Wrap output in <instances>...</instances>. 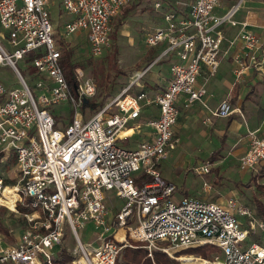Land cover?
I'll return each mask as SVG.
<instances>
[{
  "label": "built area",
  "instance_id": "2783aa9c",
  "mask_svg": "<svg viewBox=\"0 0 264 264\" xmlns=\"http://www.w3.org/2000/svg\"><path fill=\"white\" fill-rule=\"evenodd\" d=\"M53 1L0 0L2 35L14 47L10 51L0 42V65L9 67L20 84L7 85L0 80V160L7 154L15 156L17 172L12 185L0 175V199L6 187H12L17 198L10 209L23 219L14 244L7 243L0 233V264H116L124 247H136L129 240L139 242L151 258L159 248L173 256L171 249L212 244L218 252L209 257L189 256L187 264H264V241H248L264 233V222L258 221L249 207L234 197L225 203L193 196L176 200V185L165 180L158 168L179 143L174 132L179 97L186 95L188 102L207 106V88L197 82L203 66L213 76L223 57L240 46L233 52L237 82L249 69L263 68L264 34L252 30L248 20L236 17L244 0L222 14L217 11L222 0L179 3L163 12L166 26L149 34L147 44H166L155 62L169 54L176 60L171 64L167 85L153 99L160 108V116L150 121L155 135L134 149L121 146L118 140L130 121L140 116L146 92L131 94V83L85 119L79 108L96 95L97 87L78 68V82L72 91L55 38L50 11ZM60 1L72 15L65 24V34L86 32L91 56L99 57L111 47L114 18L132 0ZM156 7L162 8V4L157 2ZM227 25L239 26V31L223 49ZM42 48L44 53L33 63L38 72L47 73L48 80L39 78L36 86L41 93L36 97L18 61ZM61 101H69L73 110L71 121L64 126L58 125L48 108ZM236 112L243 116L240 108L225 99L204 122L212 117L228 118ZM248 139L249 147L240 160L242 170H254L264 161V137L250 130ZM194 170L206 175L211 167L206 163ZM139 171L145 177L141 184L135 177ZM204 186H209L207 181ZM111 190L123 205L109 219L105 191ZM244 216L248 227L240 219ZM87 223L100 230L98 247L85 243L79 234ZM110 223L115 226L114 233L105 237L111 230ZM68 229L73 232L76 249L64 260L61 252ZM117 230H123L124 236L119 238ZM160 242L167 246L160 247Z\"/></svg>",
  "mask_w": 264,
  "mask_h": 264
},
{
  "label": "crops",
  "instance_id": "0c3cea01",
  "mask_svg": "<svg viewBox=\"0 0 264 264\" xmlns=\"http://www.w3.org/2000/svg\"><path fill=\"white\" fill-rule=\"evenodd\" d=\"M158 1L159 0H132L122 11L118 23H121V27H125L129 17L139 18L142 21L140 23L143 24V26L147 25L149 27V33H152L158 28L160 22H162L164 17L163 12L166 10V7L157 9L156 3ZM190 1L191 2L188 4L195 0ZM58 2L60 1L54 0L51 7L53 5H58ZM262 2L263 3H261L260 7L257 9L242 8L243 2L236 17L239 20H248L252 24L250 27L252 30L264 34V1ZM231 6L232 5L227 1L222 0L221 6L217 11L219 14H222ZM187 10L188 7L185 8V11ZM71 18L72 16L69 17L67 21ZM238 31L239 26H225L226 39L223 43V49L228 48L229 39H231ZM83 34L88 38L86 32H83ZM162 47L164 48L161 53H159L154 60H151L153 59L156 50H159L160 48L162 49ZM165 47L166 44L162 43L149 48L151 53L149 59L151 62L144 67V70H148L143 76H145L157 64L169 61L170 67L166 69L164 66H161L158 70L151 73L148 79L144 81L142 79L143 76L131 81L133 84L130 93L136 94L140 91H144L147 94V98L141 102L142 108L140 116L131 120L128 127L120 135L118 143L121 146L134 149L137 148L141 142L151 140L155 135V129L150 124V121L157 119L160 116V108L153 102V99L167 85L171 77V64L176 60L174 54H169L158 62H155L162 54ZM240 49V46H236L227 56L223 57L217 72L213 76L209 74V70L206 66L202 67L197 82L198 85L204 84L207 88V95L205 96L207 106H204L198 101L192 103L188 102L186 95L180 96L177 101L180 112L178 121L174 127V132L175 137L179 139L178 145L182 144V150L178 155L179 160L186 159V153H190L191 156L196 157L197 164L200 162L199 166L209 163L211 167L210 173L202 176L214 175L215 183L220 186L218 185V188L214 190L207 182L209 186L205 187L204 183L207 180H204L202 189L198 193L192 194L191 190L186 187L185 181L184 188L179 192L180 195L176 197V193H174V198L176 200H181L187 196H193L225 203L227 199L232 198V194L223 195L222 193L224 188L220 183L221 165L229 159H234L240 162L242 156L249 147L248 131L257 130L259 135L264 137V66L262 69H249L245 74L244 79L241 82H237L234 74L233 52ZM130 84L127 83L123 88ZM119 92L110 98H113ZM225 99H230L234 107L240 108L243 116L236 112L228 118L212 117L210 122L205 123V118L211 113V111H215ZM105 103H107V101ZM162 161L163 159L160 161L158 168L163 176L161 170ZM211 162H213V164H211ZM186 164L187 162L184 166L189 168V165ZM213 165L216 166L217 169H214L212 172ZM219 166L220 168H218ZM251 172L252 176H254V179L257 181V185H260V188L264 190V161L256 169L251 170ZM259 176L262 177L259 179ZM135 177L138 184H141L145 180L142 171L136 172ZM163 178L168 182L175 184L170 179L164 176ZM177 190L178 187L176 186V191ZM263 198L264 197H262V199ZM262 199H260L261 208L264 207ZM239 201L250 209L255 208V206L245 204L246 202L242 199H239ZM118 211L116 210L114 213ZM253 214L258 221L264 222V219H258L254 212ZM244 218H246V224H244V226L248 227V218L245 216ZM262 233L263 232H260L255 236L261 235ZM120 234L121 233L119 232L118 235ZM4 235L6 237L9 236L6 233H4ZM12 237L15 241L13 243L7 241V243L14 244L18 235L13 234Z\"/></svg>",
  "mask_w": 264,
  "mask_h": 264
},
{
  "label": "rangeland",
  "instance_id": "374dc122",
  "mask_svg": "<svg viewBox=\"0 0 264 264\" xmlns=\"http://www.w3.org/2000/svg\"><path fill=\"white\" fill-rule=\"evenodd\" d=\"M60 1V0H59ZM230 5L237 4L240 0H224ZM262 1L264 0H244L242 8L245 9H257L260 7ZM162 7H178L179 3L188 4L190 0H159ZM159 9V8H157ZM52 12V21L55 28V38L58 44L63 45L68 49H71L73 64H77L78 68L83 70L89 77H91L97 87V93L94 96V101L99 103L101 101H109L111 96L119 92L123 87L131 81L138 78L141 73H143L144 67L154 60L159 53L163 50L160 48L156 50L153 59H149L150 46L147 44V37L149 34V27L147 25L141 24L142 22L139 18L129 17L127 25L125 27H117V23L120 20V15H117L112 22V34H111V47L107 49L103 55L99 57H92L90 53V46L88 44V38L83 34V32H77L71 35L65 34V24L67 19L72 15L65 10L63 4L58 2V5H53L50 7ZM166 21L163 17L162 22H160L158 28L165 27ZM5 32L0 23V42L1 44L12 51L14 47L10 44L9 39L5 38L2 34ZM236 34V33H235ZM234 34V35H235ZM63 41V44H62ZM45 50L31 52L27 54L24 59L18 61V67L25 76L27 82L33 90H35V96L38 97L41 91L37 89L36 83L40 77L47 78L46 72H38L37 68L34 66V59L38 55L44 53ZM64 51V48H62ZM161 66L168 69L170 67V62H164L162 64L155 65L145 76H143V81L148 79L151 73L158 70ZM0 80L7 85L19 86L17 76L15 73L7 66L0 65ZM121 90V91H122ZM120 91V92H121ZM110 98V99H109ZM48 108L52 111L53 115L56 117L58 125L64 126L69 123L73 116L72 106L69 101H61L57 104L49 105ZM79 111L85 116V119L90 118L94 115L98 109H91L87 106H82ZM182 150V144L168 154V156L163 159L161 170L163 176L170 179L176 184L178 190L175 192L176 197L180 195V190L184 188V182L186 181V187L191 190V193H198L202 187L204 180L210 184L211 188L216 190L219 184L215 183L214 175L202 176L195 172V168L200 165V162H196V157L191 156L190 153H186V159L179 160V152ZM187 160V161H186ZM189 165V168L187 166ZM4 164L7 166L4 167ZM213 164V162H211ZM220 168V166L218 167ZM5 169V170H4ZM217 169L213 165V169ZM263 170V169H262ZM0 173H3L4 177H8L9 180L14 182L17 181L16 172V159L11 154H7V157L0 160ZM221 174V186H223V195L232 194L236 199H242L247 205L255 206L251 208L252 212L256 214L258 219H264L263 211L260 206V199L264 197V190H262L258 185L257 181L252 176L251 170H242L240 162L229 159L220 169ZM262 176H259L260 179ZM264 177V176H263ZM257 178V177H256ZM220 186V185H219ZM215 192V191H214ZM106 195V205L110 210V219L115 215V211L120 210L122 207V200L116 195L115 190L105 191ZM264 203V198L262 199ZM25 211V210H23ZM241 221L246 224V218L241 217ZM23 226V219L20 214L12 211L6 205H0V233L4 234L5 230L9 231L11 236H7L6 239L9 243H13L12 235H18ZM115 226L110 223V231L105 234V237L114 233ZM121 234L118 235L119 238L124 236L123 230H117ZM100 232L99 229L95 227L93 223H87L85 228L79 231L82 240L85 243L92 242L94 247L99 246V242L96 241L97 233ZM8 234V235H9ZM132 242L136 247L141 244L139 242ZM249 242L264 241V233L258 236H252L248 239ZM160 247H166L165 242L159 243ZM244 245V244H243ZM64 247L73 254L76 249V241L73 236V232L68 229L66 234V239L64 241ZM130 247V246H128ZM133 248V247H130ZM135 248V247H134ZM156 251H163L161 248ZM170 253L175 256H171L178 261L176 264H187L186 258L192 255H201L199 253L193 252H182V250L171 249ZM168 254V253H167ZM179 259H178V258ZM156 264V263H155Z\"/></svg>",
  "mask_w": 264,
  "mask_h": 264
},
{
  "label": "trees",
  "instance_id": "16d2710c",
  "mask_svg": "<svg viewBox=\"0 0 264 264\" xmlns=\"http://www.w3.org/2000/svg\"><path fill=\"white\" fill-rule=\"evenodd\" d=\"M120 25H121V23H117V27H119ZM62 44H63V41H62ZM62 48H64V51L62 50ZM59 49L62 51V54H63L62 60H61L62 66L65 70V74H66L67 80L69 82V85H70L72 91H74V89L77 85V82H78L77 77H76V70L78 69V65L73 64L71 62L72 54H73L71 49H69V48L67 49L64 46V44L61 46L59 44ZM105 104H106L105 101H101L99 103L95 102L94 97H93V98L87 100L86 103L84 104V106H87L91 109L100 110L101 108L104 107ZM13 157L15 159V156H13ZM6 166H7V164L6 165L4 164V167H6ZM0 175L3 176V173H0ZM4 178H5L6 184L12 185V184L16 183L12 180H9L8 177H4ZM259 187H261V186L259 185ZM262 211L264 213V207H262ZM5 233L8 235L9 231L5 230ZM9 236H11V234H9ZM119 245H121V243H119ZM218 251H219V248L215 245H212V244L192 246V247H187V248L182 249V252H189V253L196 252V253L201 254L203 257H209L213 253H216ZM153 253H154V258H151L149 256L148 250L142 246L135 247V248H130V247L126 246L120 251V254L118 256L116 264H154V263H156V264H176V263H178L177 260L172 258L166 252L154 251ZM61 257L65 260V259L71 257V253L67 249L64 248L61 252Z\"/></svg>",
  "mask_w": 264,
  "mask_h": 264
},
{
  "label": "bare ground",
  "instance_id": "6f19581e",
  "mask_svg": "<svg viewBox=\"0 0 264 264\" xmlns=\"http://www.w3.org/2000/svg\"><path fill=\"white\" fill-rule=\"evenodd\" d=\"M17 198L16 192L12 189V187L8 186L4 190L3 195H1L0 202L7 205L9 208H14V201Z\"/></svg>",
  "mask_w": 264,
  "mask_h": 264
}]
</instances>
